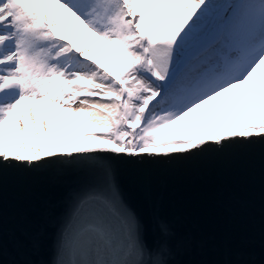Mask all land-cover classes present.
<instances>
[{
  "label": "snow or ice",
  "instance_id": "obj_1",
  "mask_svg": "<svg viewBox=\"0 0 264 264\" xmlns=\"http://www.w3.org/2000/svg\"><path fill=\"white\" fill-rule=\"evenodd\" d=\"M235 152L264 163V0H0V177L80 174L49 258L0 241L4 264H264V227L256 248L181 259L120 178Z\"/></svg>",
  "mask_w": 264,
  "mask_h": 264
},
{
  "label": "water",
  "instance_id": "obj_2",
  "mask_svg": "<svg viewBox=\"0 0 264 264\" xmlns=\"http://www.w3.org/2000/svg\"><path fill=\"white\" fill-rule=\"evenodd\" d=\"M79 178L75 172L51 169L32 174L9 171L0 177L5 260L33 238L46 248L31 249V258H49L47 249L64 214L67 193ZM120 178L149 226L153 216L172 225L181 259L215 260L225 252L258 247L264 227V163L258 153L205 156L144 173L125 166Z\"/></svg>",
  "mask_w": 264,
  "mask_h": 264
},
{
  "label": "rangeland",
  "instance_id": "obj_3",
  "mask_svg": "<svg viewBox=\"0 0 264 264\" xmlns=\"http://www.w3.org/2000/svg\"><path fill=\"white\" fill-rule=\"evenodd\" d=\"M54 111H55V109H54Z\"/></svg>",
  "mask_w": 264,
  "mask_h": 264
}]
</instances>
